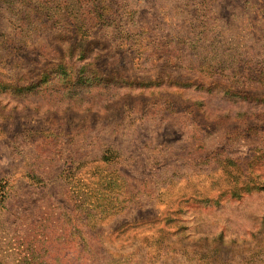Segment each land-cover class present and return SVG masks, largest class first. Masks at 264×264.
Here are the masks:
<instances>
[{
  "label": "rangeland",
  "instance_id": "rangeland-1",
  "mask_svg": "<svg viewBox=\"0 0 264 264\" xmlns=\"http://www.w3.org/2000/svg\"><path fill=\"white\" fill-rule=\"evenodd\" d=\"M0 264H264V0H0Z\"/></svg>",
  "mask_w": 264,
  "mask_h": 264
}]
</instances>
